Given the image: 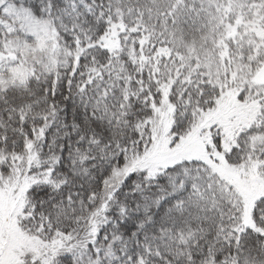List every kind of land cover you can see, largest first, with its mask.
I'll return each mask as SVG.
<instances>
[{"label": "snow or ice", "instance_id": "obj_1", "mask_svg": "<svg viewBox=\"0 0 264 264\" xmlns=\"http://www.w3.org/2000/svg\"><path fill=\"white\" fill-rule=\"evenodd\" d=\"M0 264H264V0H0Z\"/></svg>", "mask_w": 264, "mask_h": 264}]
</instances>
